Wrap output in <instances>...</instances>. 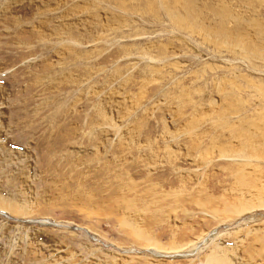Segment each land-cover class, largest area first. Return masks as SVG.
Listing matches in <instances>:
<instances>
[{"label": "rangeland", "instance_id": "374dc122", "mask_svg": "<svg viewBox=\"0 0 264 264\" xmlns=\"http://www.w3.org/2000/svg\"><path fill=\"white\" fill-rule=\"evenodd\" d=\"M0 264H264V0H0Z\"/></svg>", "mask_w": 264, "mask_h": 264}]
</instances>
